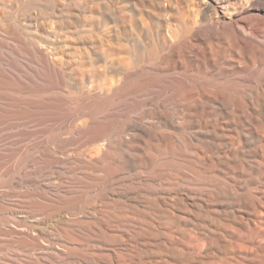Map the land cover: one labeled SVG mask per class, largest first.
Here are the masks:
<instances>
[{
	"label": "bare ground",
	"instance_id": "6f19581e",
	"mask_svg": "<svg viewBox=\"0 0 264 264\" xmlns=\"http://www.w3.org/2000/svg\"><path fill=\"white\" fill-rule=\"evenodd\" d=\"M196 3L98 78L24 17L83 2L0 0V264H264V0Z\"/></svg>",
	"mask_w": 264,
	"mask_h": 264
},
{
	"label": "rangeland",
	"instance_id": "374dc122",
	"mask_svg": "<svg viewBox=\"0 0 264 264\" xmlns=\"http://www.w3.org/2000/svg\"><path fill=\"white\" fill-rule=\"evenodd\" d=\"M68 1L83 2V12L77 9L73 11L75 17L56 20L50 17L53 11L41 7L27 11L24 17H36L37 21L42 23L48 31H51L49 20L53 23L52 27H56L57 30L60 29L59 26L65 30L80 27L87 30L86 54L78 59L83 71L98 73L96 74L98 78H101V73L105 71L103 62L106 58L101 52L102 45L110 44L116 50L110 58L116 64L122 56L120 54L124 55V49L136 46L139 51L144 52L159 40L166 38L172 42L179 40L185 34L184 27L191 29L194 20L200 14L198 10L202 11L203 7L200 4L198 9L196 0H55V3L65 5ZM8 6L13 7L12 3H8ZM18 16L20 19L23 18L21 15ZM27 23L26 18L24 25H28ZM22 29L25 31L27 28ZM28 31L33 32L34 29L31 27L26 30ZM41 31L44 30L38 28L37 32ZM77 37V35L70 37V40L73 48L77 47L81 50L83 46L78 43ZM51 40L55 46H61L57 38L52 37ZM119 45L123 46L120 50ZM63 54L67 53L63 52ZM88 56L94 62L93 67H90ZM115 64H108L107 77L119 75ZM247 160L248 165L252 166V158H247Z\"/></svg>",
	"mask_w": 264,
	"mask_h": 264
}]
</instances>
